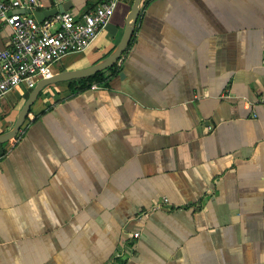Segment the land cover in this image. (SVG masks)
<instances>
[{
  "label": "crops",
  "instance_id": "0c3cea01",
  "mask_svg": "<svg viewBox=\"0 0 264 264\" xmlns=\"http://www.w3.org/2000/svg\"><path fill=\"white\" fill-rule=\"evenodd\" d=\"M41 1L81 16L102 0ZM133 2L55 73L113 53ZM140 7L107 85L46 86L0 144V264H109L129 240L119 264H264V0ZM29 93L0 99V135Z\"/></svg>",
  "mask_w": 264,
  "mask_h": 264
},
{
  "label": "built area",
  "instance_id": "2783aa9c",
  "mask_svg": "<svg viewBox=\"0 0 264 264\" xmlns=\"http://www.w3.org/2000/svg\"><path fill=\"white\" fill-rule=\"evenodd\" d=\"M119 3L102 0L81 16L67 10L40 21L33 13L20 9H41V0H0V27L11 29L6 44L0 45V99L14 90L31 91L41 79L55 74L54 66L66 54L86 50L109 23ZM98 86L94 84L93 88ZM171 205L169 198L163 197L151 210ZM139 235L134 232L130 239ZM129 241L109 264L125 260L131 250Z\"/></svg>",
  "mask_w": 264,
  "mask_h": 264
},
{
  "label": "water",
  "instance_id": "95a60500",
  "mask_svg": "<svg viewBox=\"0 0 264 264\" xmlns=\"http://www.w3.org/2000/svg\"><path fill=\"white\" fill-rule=\"evenodd\" d=\"M142 0H134L131 11L129 12L127 19H126V27L124 31V35L122 37L121 42L119 43L118 47L115 49L113 53H111L106 59L103 61L96 63L94 65L84 67V68H77V69H70V70H64L59 71L55 73L50 78H44L41 79L37 85L30 91L16 121L13 126V128L8 131L7 133L0 135V144L7 142L12 137H14L19 129L21 128L23 122L27 119L31 107L35 100L38 98L41 91L48 85L60 82V81H71L74 79H81L90 77L100 71L106 70L112 66L115 65L123 55V53L127 50L129 47L133 36H134V29H135V23L139 19L140 13H141V4ZM67 3H63L61 5H57L51 8L46 9H20L21 12H28L33 13L40 21L44 20L46 17L51 16L53 14H56L58 12H64L67 11ZM123 75V73H121Z\"/></svg>",
  "mask_w": 264,
  "mask_h": 264
},
{
  "label": "trees",
  "instance_id": "16d2710c",
  "mask_svg": "<svg viewBox=\"0 0 264 264\" xmlns=\"http://www.w3.org/2000/svg\"><path fill=\"white\" fill-rule=\"evenodd\" d=\"M119 68L117 67V64L115 63L114 66L100 71L90 77L81 78V79H74L69 81L70 85L73 88V92L76 93L77 91L84 90L87 88H90L94 83L97 85L105 86L108 84L109 78L118 72ZM109 72V73H108Z\"/></svg>",
  "mask_w": 264,
  "mask_h": 264
},
{
  "label": "rangeland",
  "instance_id": "374dc122",
  "mask_svg": "<svg viewBox=\"0 0 264 264\" xmlns=\"http://www.w3.org/2000/svg\"><path fill=\"white\" fill-rule=\"evenodd\" d=\"M54 69H55V67H54Z\"/></svg>",
  "mask_w": 264,
  "mask_h": 264
}]
</instances>
